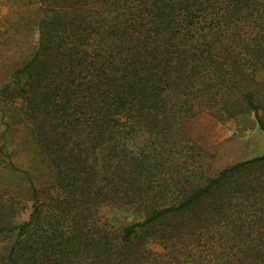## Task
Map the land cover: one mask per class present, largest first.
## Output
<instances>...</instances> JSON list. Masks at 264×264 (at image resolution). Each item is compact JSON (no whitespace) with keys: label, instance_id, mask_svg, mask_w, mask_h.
I'll list each match as a JSON object with an SVG mask.
<instances>
[{"label":"trees","instance_id":"trees-1","mask_svg":"<svg viewBox=\"0 0 264 264\" xmlns=\"http://www.w3.org/2000/svg\"><path fill=\"white\" fill-rule=\"evenodd\" d=\"M63 2L0 89L50 176L26 175L22 223L0 188V264H264V154L211 175L183 133L250 113L264 134V0Z\"/></svg>","mask_w":264,"mask_h":264},{"label":"rangeland","instance_id":"rangeland-1","mask_svg":"<svg viewBox=\"0 0 264 264\" xmlns=\"http://www.w3.org/2000/svg\"><path fill=\"white\" fill-rule=\"evenodd\" d=\"M71 1V0H70ZM63 0H6V15L0 17V89L11 81L16 69L34 52L39 41L38 23L48 7H67ZM183 133L199 148L201 165L213 175L223 168L264 154V134L254 115L246 114L233 121L220 122L207 114L190 121ZM41 187L50 180L39 152L27 139L23 126H5L0 113V188L25 200V208L16 223L26 221L31 213L27 177ZM108 221L117 227L137 220L130 210H105ZM12 239L0 237V251Z\"/></svg>","mask_w":264,"mask_h":264},{"label":"crops","instance_id":"crops-1","mask_svg":"<svg viewBox=\"0 0 264 264\" xmlns=\"http://www.w3.org/2000/svg\"><path fill=\"white\" fill-rule=\"evenodd\" d=\"M4 2H6V0H0V17L6 15Z\"/></svg>","mask_w":264,"mask_h":264}]
</instances>
